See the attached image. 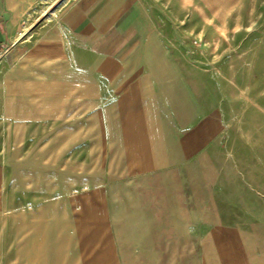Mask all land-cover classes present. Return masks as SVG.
<instances>
[{
	"label": "crops",
	"instance_id": "crops-1",
	"mask_svg": "<svg viewBox=\"0 0 264 264\" xmlns=\"http://www.w3.org/2000/svg\"><path fill=\"white\" fill-rule=\"evenodd\" d=\"M42 1L0 0V140L8 141L7 147L0 146V157L6 156L8 182L14 189L17 183L19 199L22 193L23 200L14 198L13 204H28L32 196L38 197L33 214L23 213L22 231L14 233L22 237L21 244L13 243V250L21 246L25 264H93L98 244L105 264H122L111 220L115 203L122 218L127 217L125 133L132 134L134 145L129 150L136 159L135 172L156 175L175 165L174 147L161 127L167 118L158 114V108L165 106L158 102L159 91L164 93L175 82L173 77L181 74L166 63L171 40L164 28L174 27V19L167 16L169 9L164 11L152 0H55L49 10L56 13L60 3L59 18L37 33V21L29 22L25 15L34 6L42 8ZM195 1L213 18L212 25H238L239 0ZM111 92L119 93L118 187L125 191L118 201L111 195L115 184L110 164H104V176L97 184L94 163V125L100 114L97 123L109 139ZM48 107L54 115L42 110ZM143 108L145 116L140 115ZM144 123L150 125L146 138L140 126ZM51 124L54 130L47 131ZM112 151L108 148L106 155ZM49 156L52 161H47ZM181 162L185 168V159ZM21 172L19 180L15 173ZM30 173H39V178L31 179ZM32 184L35 190L26 188ZM49 188L54 190L48 192ZM49 196L55 201L49 206L52 214L66 212L69 223L86 221V227L64 231L56 222L46 228ZM136 203L142 219L154 218L146 206L152 201L138 197Z\"/></svg>",
	"mask_w": 264,
	"mask_h": 264
},
{
	"label": "rangeland",
	"instance_id": "rangeland-1",
	"mask_svg": "<svg viewBox=\"0 0 264 264\" xmlns=\"http://www.w3.org/2000/svg\"><path fill=\"white\" fill-rule=\"evenodd\" d=\"M46 1L42 8L34 6L25 15L29 22L37 21V33L54 24L63 9L58 3L53 14L49 5L55 0ZM152 1L164 11L169 9L167 16L175 23L164 28L171 40L166 63L175 74H181L173 77L175 82L164 93L159 91L158 101L165 105L158 108V114L167 118L161 127L174 147L175 165L156 175L135 172L136 159L129 150L134 145L132 134L125 133L127 204L123 211L127 217L122 218L119 203H115L111 220L122 264H264V0H239L238 25L233 28L212 25L213 18L204 14L198 1ZM37 33L34 39H38ZM118 95L111 92L109 139L103 125L97 123L101 114L94 125L96 183L100 184L104 164L109 163L111 184H115L111 195L116 201L125 191L118 187L122 177L117 156ZM42 110L54 115L53 108ZM140 115H146L144 108ZM140 126L143 136L149 137L150 125ZM49 127L47 131H53L55 126ZM7 144L0 140L1 147ZM108 148L113 149L110 157ZM53 158L49 156L47 161ZM0 159V264H25L21 246L13 250V243L21 244L22 239L14 233L22 231L23 213L33 214L38 197L32 196L28 204H13L19 197L18 186L16 183L14 189L8 182L6 156ZM15 174L22 180L24 173ZM38 174L30 173L31 179L39 178ZM135 184L141 188L136 190ZM28 187L36 189L33 184ZM20 196L22 201V193ZM138 197L152 201L146 206L153 219L141 218ZM45 199L46 228L56 222L64 231L86 227V221L69 223L66 212L52 214L49 206L55 201L51 196ZM99 247L96 244L93 264L107 263Z\"/></svg>",
	"mask_w": 264,
	"mask_h": 264
}]
</instances>
